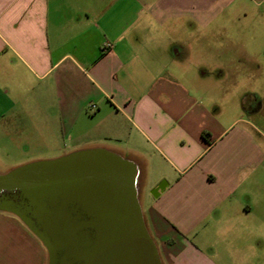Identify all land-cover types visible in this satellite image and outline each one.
<instances>
[{
	"label": "crops",
	"instance_id": "obj_1",
	"mask_svg": "<svg viewBox=\"0 0 264 264\" xmlns=\"http://www.w3.org/2000/svg\"><path fill=\"white\" fill-rule=\"evenodd\" d=\"M3 138L133 160L162 264H264V0H0ZM7 214L0 264H48Z\"/></svg>",
	"mask_w": 264,
	"mask_h": 264
},
{
	"label": "water",
	"instance_id": "obj_2",
	"mask_svg": "<svg viewBox=\"0 0 264 264\" xmlns=\"http://www.w3.org/2000/svg\"><path fill=\"white\" fill-rule=\"evenodd\" d=\"M138 187L133 160L102 147L73 150L0 174V211L39 239L48 264H162Z\"/></svg>",
	"mask_w": 264,
	"mask_h": 264
},
{
	"label": "rangeland",
	"instance_id": "obj_3",
	"mask_svg": "<svg viewBox=\"0 0 264 264\" xmlns=\"http://www.w3.org/2000/svg\"><path fill=\"white\" fill-rule=\"evenodd\" d=\"M235 65V64H234ZM239 65V64H238ZM218 88V87H217ZM222 88H218V90L215 88V92L217 93V97L220 96L219 92L221 91ZM111 144V146L117 145L114 143V141H102V143ZM69 148L66 153H69L73 150H79V149H85L87 148L86 146H79L78 148H75L76 146H68ZM119 149V148H118ZM43 150V148H42ZM41 150L40 153H43ZM38 153V154H36ZM39 152L32 151L31 148L29 150H24L21 148H16V147H11L8 144L4 142V138L0 142V174H3L10 170L13 167H16L18 165L28 163L31 161H36V160H43V159H52L56 158L59 156H53V157H48L47 154H40ZM125 153V151H123ZM35 155H42V156H35ZM138 201L140 204V208L142 213L146 216L147 215V209L150 206L152 200H153V191L148 188V186L143 185L139 186L138 189ZM13 218H17L14 215L7 214ZM19 220V219H18Z\"/></svg>",
	"mask_w": 264,
	"mask_h": 264
},
{
	"label": "trees",
	"instance_id": "obj_4",
	"mask_svg": "<svg viewBox=\"0 0 264 264\" xmlns=\"http://www.w3.org/2000/svg\"><path fill=\"white\" fill-rule=\"evenodd\" d=\"M207 134H208L207 132H202V136H203L204 138H206L205 136H206Z\"/></svg>",
	"mask_w": 264,
	"mask_h": 264
},
{
	"label": "built area",
	"instance_id": "obj_5",
	"mask_svg": "<svg viewBox=\"0 0 264 264\" xmlns=\"http://www.w3.org/2000/svg\"><path fill=\"white\" fill-rule=\"evenodd\" d=\"M90 107H94V105L92 104V105H90Z\"/></svg>",
	"mask_w": 264,
	"mask_h": 264
},
{
	"label": "flooded vegetation",
	"instance_id": "obj_6",
	"mask_svg": "<svg viewBox=\"0 0 264 264\" xmlns=\"http://www.w3.org/2000/svg\"><path fill=\"white\" fill-rule=\"evenodd\" d=\"M153 238V237H152ZM153 240H154V238H153Z\"/></svg>",
	"mask_w": 264,
	"mask_h": 264
}]
</instances>
